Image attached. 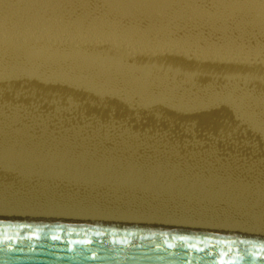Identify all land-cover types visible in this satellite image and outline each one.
Wrapping results in <instances>:
<instances>
[{"label":"rangeland","instance_id":"374dc122","mask_svg":"<svg viewBox=\"0 0 264 264\" xmlns=\"http://www.w3.org/2000/svg\"><path fill=\"white\" fill-rule=\"evenodd\" d=\"M0 42V213L264 240V0H0Z\"/></svg>","mask_w":264,"mask_h":264},{"label":"water","instance_id":"95a60500","mask_svg":"<svg viewBox=\"0 0 264 264\" xmlns=\"http://www.w3.org/2000/svg\"><path fill=\"white\" fill-rule=\"evenodd\" d=\"M0 264H264V240L0 220Z\"/></svg>","mask_w":264,"mask_h":264},{"label":"bare ground","instance_id":"6f19581e","mask_svg":"<svg viewBox=\"0 0 264 264\" xmlns=\"http://www.w3.org/2000/svg\"><path fill=\"white\" fill-rule=\"evenodd\" d=\"M172 1V0H171ZM251 8V7H250ZM247 10H248V7H247ZM247 10H245V11H247ZM250 10V9H249ZM252 10H253V8H252ZM255 11V10H254ZM249 12H252V11H249ZM248 13V12H247ZM253 13V12H252ZM244 14L246 15V12H244ZM243 14V15H244ZM248 15V14H247ZM254 15V14H253ZM243 17V16H242ZM246 18V17H245ZM257 18V17H256ZM14 35V34H13ZM27 35V34H26ZM28 36V35H27ZM30 36V35H29ZM13 37V36H12ZM16 37V36H15ZM22 37V36H21ZM10 38V37H9ZM30 39V38H29ZM65 39V38H64ZM39 40V39H38ZM5 41V40H4ZM24 41V40H23ZM29 41V40H28ZM27 41V42H28ZM7 42V41H6ZM18 42V41H17ZM30 42V41H29ZM41 42V44H40V46L42 45V41H40ZM46 42H48V41H46ZM55 42V41H54ZM62 42V41H61ZM2 42H0V44H1ZM44 43L45 42H43V45L42 46H45V47H48V46H46V45H44ZM3 44V43H2ZM5 44V43H4ZM12 44H14V43H12ZM23 44V43H22ZM32 44V43H31ZM37 44H39V43H37ZM46 44V43H45ZM49 44H51V43H49ZM53 44V43H52ZM6 45H8L7 43H6ZM5 45V46H6ZM32 45H34V44H32ZM36 45V44H35ZM56 45V44H55ZM9 46V45H8ZM23 45H21L20 43L18 44L17 43V45L15 46L14 45V48H16V49H21L22 50V52H25L26 50H27V53L28 54H26V52H25V54L26 55H29V53H30V51L28 50V49H30V50H32L31 48H29V47H27L26 46V48H28V49H26L25 51H24V49H25V45L22 47ZM39 46V45H38ZM39 46V47H40ZM7 47V46H6ZM5 47V48H6ZM10 47V46H9ZM44 47V48H45ZM50 47H52V46H50ZM23 48V49H22ZM33 48V47H32ZM36 48V46L34 47V49ZM41 48H43V47H40V51H41ZM56 48V47H55ZM59 48V47H58ZM57 48V49H58ZM63 48V47H62ZM67 48H68V46H67ZM16 49H14L13 51L15 52V50ZM19 49V50H20ZM10 50H12V49H10ZM19 50H17L18 52H19ZM37 51H39V49H36ZM52 50V49H51ZM54 50V49H53ZM52 50V51H53ZM13 51L12 52H10L11 54L13 53ZM29 51V52H28ZM32 51H34V50H32ZM37 51H34V53H37ZM55 51V50H54ZM53 51V52H54ZM65 51V50H64ZM21 52V53H22ZM42 52V51H41ZM17 53V52H16ZM20 53V55H22L23 56V54H21ZM33 53V52H32ZM31 53V54H32ZM39 53V52H38ZM50 54H51V52H49ZM48 52H47V54H49ZM55 53H57V52H55ZM54 53V54H55ZM63 54H64V52H62ZM104 53V52H103ZM106 53V52H105ZM46 54V53H45ZM46 54V56L47 57H49L50 56V54H49V56ZM53 54V53H52ZM58 54H60V52H58ZM69 54V53H68ZM71 54H73V53H71ZM78 54V53H77ZM76 54V55H77ZM7 55V54H6ZM14 56H15V54H13ZM13 55H12V57H13ZM19 55V54H18ZM17 54H16V56H15V58L16 57H19ZM34 54H32V56H33ZM37 55V54H36ZM61 56H63L64 57V55H62V54H60ZM60 55H58V56H60ZM76 55H72V56H74L73 58H75L76 59ZM107 55V54H106ZM208 55V54H207ZM31 56V57H32ZM46 56L44 55V59H46ZM60 56V57H61ZM68 55H65V58L67 57ZM71 56V57H72ZM103 56H105V55H103ZM177 56V55H176ZM203 56V55H202ZM11 57V58H12ZM21 57V56H20ZM29 57V56H28ZM30 57V58H31ZM111 57V56H110ZM198 57V56H197ZM211 57V56H210ZM8 58V57H7ZM34 60L37 62V60L40 58H38L37 59V57L35 58V55H34ZM43 58V57H42ZM70 57H68V59H69ZM194 58H196V56H194ZM17 59V58H16ZM15 59V60H16ZM37 59V60H36ZM62 59V58H61ZM67 59V60H68ZM78 59V58H77ZM81 59V58H80ZM98 59V58H97ZM103 60H102V62H106V61H104V58H102ZM116 59V58H115ZM124 59V58H123ZM14 59H12V61H13ZM19 60V59H18ZM41 60V59H40ZM59 60V59H58ZM64 60V59H63ZM67 60H65V61H67ZM109 60V59H108ZM177 60V59H176ZM34 61V62H35ZM43 61H46V60H43ZM60 61V60H59ZM81 61H83V60H81ZM98 61V60H97ZM101 61V60H100ZM114 61V60H113ZM118 61V60H117ZM178 61V60H177ZM33 62V61H32ZM62 62V61H61ZM79 62V61H78ZM84 62V61H83ZM100 63V66L102 65H104L103 63ZM208 62H210V61H208ZM98 63V62H97ZM119 63H121V61L119 62ZM126 64V63H125ZM198 64H199V62H198ZM99 65V64H98ZM106 65H108L107 63H106ZM190 65H191V63H190ZM197 65V64H196ZM196 65H194V66H196ZM200 65V64H199ZM199 65H197V66H199ZM60 66V65H59ZM99 66V67H100ZM101 66V67H102ZM115 66H117V65H115ZM125 66V65H124ZM127 66V65H126ZM133 66V65H132ZM152 67V66H151ZM185 67V66H184ZM190 66H188V68H189ZM56 68V67H55ZM103 68V67H102ZM105 68V67H104ZM123 68V67H122ZM129 68V67H128ZM148 68V67H147ZM171 68V67H170ZM182 68V67H181ZM193 68V67H192ZM235 68V67H234ZM116 69V68H115ZM117 69H119V68H117ZM116 69V70H117ZM121 69V68H120ZM119 69V70H120ZM132 69H135V67L133 66L132 67ZM149 69H150V67H149ZM151 69H153V68H151ZM155 69V68H154ZM179 69H180V67H179ZM191 69V68H190ZM196 69V71H197V68H195ZM122 70V69H121ZM123 70H125V69H123ZM128 70V69H127ZM129 70H131V69H129ZM167 70V69H166ZM172 70V69H171ZM177 70V69H176ZM193 70V69H192ZM191 70V71H192ZM229 70V69H228ZM231 70V69H230ZM80 71H81V69H80ZM99 71V70H98ZM164 71V70H163ZM221 71V70H220ZM255 71V70H254ZM93 72V71H92ZM123 72H126V70L125 71H123ZM168 72H169V70H168ZM194 72V71H193ZM219 72V71H218ZM217 72V73H218ZM119 73V72H118ZM164 73V72H163ZM163 73H159V75H161V74H163ZM197 73V72H196ZM254 73V72H253ZM98 74V72H96V75ZM115 74V73H114ZM191 74H193L192 72H191ZM197 74H199V73H197ZM220 74V73H219ZM189 75V74H188ZM117 78V77H116ZM115 80V79H114ZM211 80V79H210ZM209 80V81H210ZM254 81V80H253ZM263 81V80H262ZM111 82V81H110ZM250 82V81H249ZM114 83V82H113ZM256 83V82H255ZM252 84H254V83H252ZM113 87V86H112ZM8 89H10V88H8ZM14 89V88H13ZM222 89V88H221ZM9 91V90H8ZM208 91V90H207ZM64 92V91H63ZM209 92V91H208ZM232 93H233V91H231ZM194 93V92H193ZM153 94V93H152ZM246 94V93H245ZM244 94V99L246 100L247 98H249V95H248V93H247V95H245ZM102 95V94H101ZM235 95V94H234ZM242 96H243V94H242ZM241 96V97H242ZM240 97V98H241ZM250 97H252V95L250 96ZM242 99V98H241ZM244 99H242L243 101H244ZM253 98H251V100H252ZM259 99H261V98H257V103L255 104H253V107H252V105H250L252 108H255V106L257 107H259V105L261 104L262 105V103H263V100H264V98H262L261 100H259ZM248 100H250V98L248 99ZM254 100V99H253ZM253 100L251 101V102H253ZM256 100V99H255ZM254 100V101H255ZM250 102V101H249ZM255 105V106H254ZM260 105V106H261ZM248 106V105H247ZM249 110H251V109H248L247 111L249 112ZM261 110V109H260ZM262 110H264L263 108H262ZM242 113V112H241ZM247 114V113H246ZM255 114H257V113H255ZM259 114V113H258ZM264 114V113H263ZM259 118H261V117H259ZM186 133H187V131H186ZM192 134V133H191ZM188 135V134H187ZM191 138V137H190ZM192 139V138H191ZM195 139V138H194ZM4 153V152H3ZM59 153V152H58ZM201 153V152H200ZM55 155V154H54ZM33 156V155H32ZM32 156H30V157H32ZM47 156H49V155H47ZM58 157V156H57ZM29 160V159H28ZM31 160V159H30ZM33 161V160H32ZM26 163V162H25ZM29 163V162H28ZM31 163V162H30ZM24 164V163H23ZM56 165V164H55ZM54 165V166H55ZM55 168H57V167H55ZM12 169V168H11ZM16 170V169H15ZM8 170H7V173L6 174H8ZM12 172V171H11ZM11 172H9V174H11ZM1 173V172H0ZM5 175H2V177H4ZM8 176V175H7ZM10 176V175H9ZM8 176V177H9ZM12 176V175H11ZM6 177V176H5ZM2 179V178H1ZM4 179V178H3ZM15 187V186H14ZM11 189H13V188H11ZM190 202V201H189ZM60 210V209H59ZM17 211V210H16ZM20 211V210H19ZM45 211V210H44ZM48 211V210H47ZM57 211V213H58V210H56ZM8 212V211H7ZM55 212V211H54ZM38 213H39V211H38ZM45 213H46V211H45ZM44 213V214H45ZM56 213V212H55ZM54 213V214H55ZM72 213V212H71ZM74 213V212H73ZM79 213H80V211H79ZM24 214V213H23ZM23 214H20V212L19 213H15V214H13V213H0V220H2V221H12V222H30V223H45L46 221H58V222H60V223H48V224H66V225H81V226H109V227H120V228H132V229H155V230H163V231H172V232H181V233H189V234H195V233H197V234H208V233H205V231L204 230H207V229H205V227L201 230L202 232H200L199 231V228H197L194 224L192 225V226H195V227H182L183 225L182 224H175V225H165L166 227H162L161 226V228L158 226V225H156V226H154V227H150V228H147L149 225L147 224V225H145V224H143V225H141V224H131V223H124V224H121V223H117V222H113L112 220L111 221H101V219L98 221V220H91V219H83V218H78L77 216H78V214H77V216L74 214V216H71V215H69L70 217H63V218H59V216H58V218H57V216H52L53 214L52 213H50V214H52L51 216L52 217H54V218H52V217H46V216H35V214H34V216H26V215H23ZM37 214V213H36ZM40 214V213H39ZM60 214V213H59ZM58 214V215H59ZM30 215V214H29ZM49 215V214H48ZM66 215V214H65ZM86 215V214H85ZM62 216V215H61ZM82 216H84V215H82ZM56 217V218H55ZM87 217H89V216H87ZM103 217V216H102ZM104 217H105V215H104ZM96 218H98V217H96ZM105 219V218H104ZM107 219H109V218H107ZM62 221H64V222H62ZM66 221V222H65ZM183 222V221H182ZM47 223V222H46ZM180 223V222H179ZM167 224H169V222H167ZM136 226H138L137 228H136ZM145 226H147V227H145ZM208 226H210V225H208ZM169 227V228H168ZM220 228H222V227H220ZM236 228V227H235ZM168 229V230H167ZM170 229V230H169ZM212 228L210 227V230H209V228H208V230H209V234L210 235H215V236H229V237H237V238H245V239H254L252 236H250V235H248V234H245V232L243 233V232H241V231H238V230H234V228H233V231H225L224 229H222V230H220V229H218V230H211ZM215 229H217V228H215ZM240 229V228H239ZM199 231V232H198ZM240 232V233H239ZM222 233H226V235L224 234H222ZM228 234V235H227ZM231 235H233V236H231ZM251 237V238H250ZM256 239V238H255ZM258 240H262V239H258Z\"/></svg>","mask_w":264,"mask_h":264}]
</instances>
